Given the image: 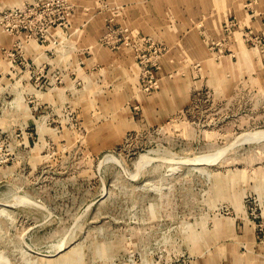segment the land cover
<instances>
[{
  "label": "rangeland",
  "instance_id": "obj_1",
  "mask_svg": "<svg viewBox=\"0 0 264 264\" xmlns=\"http://www.w3.org/2000/svg\"><path fill=\"white\" fill-rule=\"evenodd\" d=\"M145 5L0 0V264H264V34Z\"/></svg>",
  "mask_w": 264,
  "mask_h": 264
},
{
  "label": "crops",
  "instance_id": "obj_2",
  "mask_svg": "<svg viewBox=\"0 0 264 264\" xmlns=\"http://www.w3.org/2000/svg\"><path fill=\"white\" fill-rule=\"evenodd\" d=\"M254 9L259 11L261 16H256L254 12H249L242 5L241 0H146L144 9L134 15L135 22L142 24L146 28H150L153 31H157L159 34L168 36V39H176L181 34L184 35L185 42L183 45H204L199 40V35L193 28L179 30L178 32L165 28L166 18L169 15L178 16L184 19L187 26H190L188 19L193 18L196 14L205 17L212 32L216 25V32L218 30L219 18L223 13L229 15H236L238 22L242 26L256 29L264 34V29L260 24V18L264 17V0H258L254 5ZM152 22L154 26L156 22L159 23V27H151ZM189 23V24H188ZM164 28V29H162ZM162 31H164L162 33ZM239 32V31H238ZM241 32V31H240ZM238 45H246L245 42H238Z\"/></svg>",
  "mask_w": 264,
  "mask_h": 264
},
{
  "label": "bare ground",
  "instance_id": "obj_3",
  "mask_svg": "<svg viewBox=\"0 0 264 264\" xmlns=\"http://www.w3.org/2000/svg\"><path fill=\"white\" fill-rule=\"evenodd\" d=\"M246 136H247V135H246ZM246 136H245V137H246ZM248 137H250V135H249Z\"/></svg>",
  "mask_w": 264,
  "mask_h": 264
}]
</instances>
